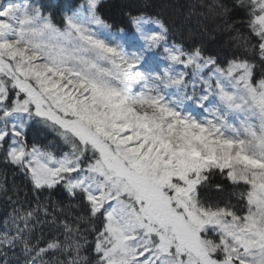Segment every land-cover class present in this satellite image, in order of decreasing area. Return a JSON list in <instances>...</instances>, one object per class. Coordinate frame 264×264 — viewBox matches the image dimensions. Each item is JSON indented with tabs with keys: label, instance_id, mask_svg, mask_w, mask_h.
<instances>
[{
	"label": "snow or ice",
	"instance_id": "snow-or-ice-1",
	"mask_svg": "<svg viewBox=\"0 0 264 264\" xmlns=\"http://www.w3.org/2000/svg\"><path fill=\"white\" fill-rule=\"evenodd\" d=\"M150 7L0 0V264H264V0Z\"/></svg>",
	"mask_w": 264,
	"mask_h": 264
},
{
	"label": "trees",
	"instance_id": "trees-1",
	"mask_svg": "<svg viewBox=\"0 0 264 264\" xmlns=\"http://www.w3.org/2000/svg\"><path fill=\"white\" fill-rule=\"evenodd\" d=\"M115 3H120V0H114ZM136 3L142 4L144 0H135ZM151 5L148 9L149 12L159 15L168 22L174 28L178 25H183L185 33L189 29L194 30V38L199 40V28L203 24H207L209 28L214 27L210 19H206L200 16L198 13L200 11H205L204 9H191L190 4L192 0H147ZM199 2V0H197ZM114 18L118 22V26L123 27L119 21L125 19L123 16L114 15ZM110 22L112 19L110 18ZM217 43L227 46L229 38L226 35L220 33L216 34ZM9 180H11V174H9ZM3 212V205L0 202V213Z\"/></svg>",
	"mask_w": 264,
	"mask_h": 264
}]
</instances>
